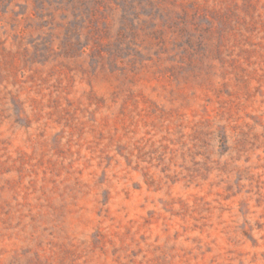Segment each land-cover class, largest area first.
I'll list each match as a JSON object with an SVG mask.
<instances>
[{
	"label": "rangeland",
	"instance_id": "374dc122",
	"mask_svg": "<svg viewBox=\"0 0 264 264\" xmlns=\"http://www.w3.org/2000/svg\"><path fill=\"white\" fill-rule=\"evenodd\" d=\"M0 264H264V0H0Z\"/></svg>",
	"mask_w": 264,
	"mask_h": 264
}]
</instances>
